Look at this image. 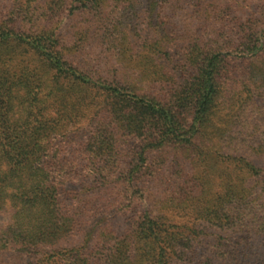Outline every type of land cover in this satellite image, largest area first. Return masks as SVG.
<instances>
[{
	"label": "rangeland",
	"instance_id": "374dc122",
	"mask_svg": "<svg viewBox=\"0 0 264 264\" xmlns=\"http://www.w3.org/2000/svg\"><path fill=\"white\" fill-rule=\"evenodd\" d=\"M208 66L213 113L188 129ZM60 71L85 81L62 84ZM114 86L170 107L185 131L165 136L147 124L143 136L128 134L106 98ZM7 89L22 115L20 97L33 93L49 116L70 114L49 139L75 218L58 247L85 264L264 262V0H0L4 101ZM94 137L112 148L92 149ZM139 154L142 167L124 180ZM13 212L0 205V226ZM149 219L158 221L152 242L139 230ZM18 250L0 246V264ZM46 256L33 249L22 264Z\"/></svg>",
	"mask_w": 264,
	"mask_h": 264
},
{
	"label": "trees",
	"instance_id": "16d2710c",
	"mask_svg": "<svg viewBox=\"0 0 264 264\" xmlns=\"http://www.w3.org/2000/svg\"><path fill=\"white\" fill-rule=\"evenodd\" d=\"M11 33L13 32H4L2 39H10ZM14 34L18 38V34ZM43 40L44 38H39L36 46H45ZM55 59L59 66L57 69L61 70V58L57 56ZM208 67L210 71L207 72L198 105L193 110L192 118L183 123L188 129L203 126L204 121L213 113V103L218 92L215 81L217 77L212 75V67ZM59 78L62 84L65 81L77 84H82L80 80L85 81L79 76L80 80H77L74 74H64V71H60ZM109 88L106 98H112L114 102L109 104V108L128 120L125 128L128 134L143 136L142 128L147 124L159 128V134L165 136L185 131L170 107L144 98L139 93L121 92L120 88L123 87L107 89ZM11 100H15V95L7 89L5 101L0 97V205L10 204L14 212L10 222L0 226V246L19 247L18 256L12 257L7 264H22L25 256L30 255L33 249H37V253H47L42 259L46 264H85L78 250L73 253V250L58 247L60 241L74 230L75 218L64 205L61 194L63 181L57 177V165L61 164L62 158L56 151L51 153L49 139L56 126L62 120L67 121L66 117L70 114L67 111L61 114L59 110L57 114L49 116L46 113L48 101L41 102L38 93L31 94V100L28 95L20 97L19 110H24V115L15 109ZM26 102L27 105L24 106ZM65 106L67 105L60 108ZM90 145L92 149L97 146L98 150L112 148L107 143L105 146L97 144L96 137ZM143 158L140 154L134 157L135 163L130 164L135 169L125 172L128 170L126 168L119 173L121 178L130 181L136 169L142 167ZM248 167L255 172L256 167L250 164ZM95 172L105 177L101 170ZM157 222L150 220L145 227H141V222L139 223L141 234H145L150 242L158 239L155 228ZM49 247V250H44ZM162 261L163 255H160L158 262ZM108 264L117 263L114 258H110Z\"/></svg>",
	"mask_w": 264,
	"mask_h": 264
}]
</instances>
